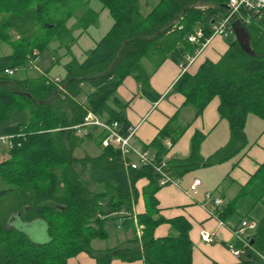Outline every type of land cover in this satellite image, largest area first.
Wrapping results in <instances>:
<instances>
[{
    "label": "trees",
    "instance_id": "16d2710c",
    "mask_svg": "<svg viewBox=\"0 0 264 264\" xmlns=\"http://www.w3.org/2000/svg\"><path fill=\"white\" fill-rule=\"evenodd\" d=\"M94 1L113 25L78 61L71 54L76 40L69 23L75 20L82 33L94 24L96 13L88 8L89 0H0V42L11 50L0 57V136L13 137L9 160L0 165V182L7 186L0 191V264H68L82 253L96 264H191V227L184 219L166 221L159 216L155 196L162 188L153 168H125L119 151L101 147L102 131L91 128L84 136L74 128L90 113L106 124L117 123L126 136L130 127L116 98L123 81L133 78L147 95L142 63L170 58L184 66L186 57L195 56L211 38L213 26L227 17L229 0H157L147 14L141 11L142 0ZM244 16L243 12L240 17ZM240 17L231 21L229 35L234 22L242 23ZM242 24L254 56L235 40L216 64L205 62L195 75L184 73L173 86L196 115L218 98L219 118L227 123L229 134L226 145L205 159L200 156L203 137L196 135L189 158L166 161L165 172L173 179L238 157L248 149V118L264 122V16H251ZM199 31L203 37L190 44L188 39ZM53 44L70 58L62 79L55 83L49 72L36 79L15 78ZM85 86L90 90L84 94ZM164 139L161 132L149 146L157 164L167 153ZM89 142L98 143L100 155L76 158L75 152ZM140 180L148 182L141 195L136 190ZM250 181L261 187L259 197H264V164ZM140 197L145 213L137 216L144 228L138 240L132 207ZM115 215L119 229L130 238L112 250H93L94 240L107 239L105 222ZM36 222L45 227L42 244L33 243L19 229ZM164 224L177 235L156 239L155 230ZM256 230L238 264H264V222Z\"/></svg>",
    "mask_w": 264,
    "mask_h": 264
},
{
    "label": "crops",
    "instance_id": "0c3cea01",
    "mask_svg": "<svg viewBox=\"0 0 264 264\" xmlns=\"http://www.w3.org/2000/svg\"><path fill=\"white\" fill-rule=\"evenodd\" d=\"M156 3L157 0H142V13L147 14ZM88 8L96 13L95 22L88 30L84 33L78 31L76 21H71L72 29H74L72 36L76 40L71 54L78 61H82L108 32L99 41L91 40L90 33L98 31L103 25L109 27L110 30L113 25L107 11L102 10L96 1L89 0ZM235 40L234 35L209 39L206 46L194 57L195 61L184 69L180 68V63L170 58H165L162 62L159 60L143 62L141 66L148 78L147 95L142 93L139 84L133 78H126L123 81L116 91V98L130 129L135 130V135L131 139L133 147L140 152H148L151 157L155 158L156 152L149 146L163 132L165 135L163 146L167 150L163 160L178 161L189 158L192 141L196 135L203 137L200 156L204 159L226 145L229 139L228 125L219 118V99H213L201 115H196V110L185 103V98L181 94L173 91V86L184 73L190 76L195 75L205 62L216 64ZM69 62L70 58L66 56V52L53 44L50 51L40 55L30 67L38 72L36 77L38 78L43 72H49V76L56 67L62 66L59 75L49 76L60 80L65 75L63 66ZM88 90H90L88 86H85L84 94ZM85 101V95L81 96L79 102L83 104ZM246 131L248 149L245 152L221 165L197 168L182 178H178V186L164 187L155 196L161 218L166 221L181 218L190 225L191 264H238L243 255L237 259L229 251L230 246L237 251L243 250V248L236 249L235 247V244H239L234 237L235 231L244 220L255 224L257 229L264 222V197H259L262 189L250 183L259 167L264 164V122L251 116L247 120ZM101 150L89 142L79 148L74 156L79 159L86 155L92 158L98 157ZM9 154L7 146L0 143V165L9 160ZM133 159L135 162L136 159ZM195 181H199L200 185L196 188V192L192 193L190 188ZM147 185L146 180L137 182L136 190L139 195ZM207 197H211V200ZM214 200H219L221 206L212 207ZM144 213V203L140 197L136 205L132 207V217L137 219V216ZM116 217L115 215L110 218ZM117 222V229L121 231L119 221ZM35 225L41 227L44 232L45 227L37 222L22 227ZM203 231L210 234L213 239L212 244H205L201 241L200 234ZM256 231L245 233V238L252 244ZM124 233L126 238L118 239L116 247L94 250H112L123 245L130 238V233ZM176 235L175 230L168 224L159 226L154 232L156 239ZM68 264L96 263L88 255L82 253L68 260ZM110 264H143V262L127 263L113 260Z\"/></svg>",
    "mask_w": 264,
    "mask_h": 264
},
{
    "label": "built area",
    "instance_id": "2783aa9c",
    "mask_svg": "<svg viewBox=\"0 0 264 264\" xmlns=\"http://www.w3.org/2000/svg\"><path fill=\"white\" fill-rule=\"evenodd\" d=\"M228 15L225 19L218 21L213 26V34L211 38L220 37L226 38L231 31H229V26L231 21L236 18L240 17L241 14L244 12L246 16L240 19L242 23L248 24L251 16H264V0H229L227 5ZM203 37L202 33L199 31L194 36L188 39L190 44L195 45L198 40ZM210 38V39H211ZM209 40H206L201 49L196 53V55L206 46ZM195 55V56H196ZM186 57L185 65H180V68H183L192 64V59L195 57ZM8 76H12V72H6ZM55 83L58 82L57 80L54 81ZM91 128L99 129L104 133V138L101 141V147L103 149L112 148L116 151H119L124 162L125 168H131L135 170L139 167L143 166H150L153 168L155 173L160 177L159 180V187L164 188L167 186H178L179 180L173 179L169 176L168 173L165 172L166 170V161L163 160L160 164H157L153 157L149 155L148 152H140L131 144V139L134 137L135 130L129 129L128 134L123 136L120 132L119 125L117 123L106 124L100 121L97 117L92 114H88L84 120V123L79 127H75L74 130L77 131L78 134H83L84 136L87 135L88 130ZM13 137H1L0 143L6 145L8 150L13 148L12 144ZM128 158H135V162H128ZM200 185L199 181H195L190 188V192L195 193L196 188ZM208 200H211V197H207ZM214 208H218L221 206V202L219 200L212 201ZM211 216H214L210 214ZM133 224L135 227V235L136 238L139 240L142 232L144 230L143 226L139 225L137 219L132 217ZM256 226L255 224L242 221L238 230L235 231L234 237L237 243H239L243 250L237 251L232 246L229 247V251L231 254L239 259L242 255L244 250H250L249 247V240L245 238V233L248 231L252 232L255 231ZM201 241L205 244H212L213 239L211 238L208 232H201L200 234Z\"/></svg>",
    "mask_w": 264,
    "mask_h": 264
},
{
    "label": "rangeland",
    "instance_id": "374dc122",
    "mask_svg": "<svg viewBox=\"0 0 264 264\" xmlns=\"http://www.w3.org/2000/svg\"><path fill=\"white\" fill-rule=\"evenodd\" d=\"M110 22L112 20L110 19ZM73 23H69V29L72 30ZM95 30V29H94ZM109 30V27L106 25L101 26V29L93 33H90V39L99 41ZM11 54L10 48L0 42V57H5ZM195 61V58L192 59V63ZM62 66L56 67L50 74V77L59 75L58 73L62 71ZM38 72L33 67H27L26 70H20L15 73V78L19 80L24 79H33L38 76ZM55 79V78H54ZM56 80V79H55ZM98 143H95L94 147L97 148ZM13 149V148H12ZM12 149H9V151H12ZM96 151V150H95ZM92 153H94L92 151ZM7 186L0 182V191L6 190ZM118 222L115 218H108L105 222V230L107 233V241H98L96 240L94 243H91V248L94 249H106V248H112L117 246L118 239L126 238V234L122 231H119L117 229ZM18 229L19 227L16 226ZM23 228V229H22ZM19 228L21 232H23L33 243L40 244L44 243L46 241L45 234L41 227L35 225L33 227H22Z\"/></svg>",
    "mask_w": 264,
    "mask_h": 264
},
{
    "label": "water",
    "instance_id": "95a60500",
    "mask_svg": "<svg viewBox=\"0 0 264 264\" xmlns=\"http://www.w3.org/2000/svg\"><path fill=\"white\" fill-rule=\"evenodd\" d=\"M232 32L241 49L248 55L254 56L250 49V40L247 29L239 21L232 24ZM252 245V242L250 243Z\"/></svg>",
    "mask_w": 264,
    "mask_h": 264
}]
</instances>
